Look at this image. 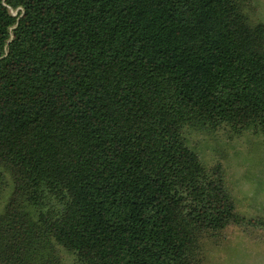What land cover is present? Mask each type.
<instances>
[{
    "label": "trees",
    "instance_id": "16d2710c",
    "mask_svg": "<svg viewBox=\"0 0 264 264\" xmlns=\"http://www.w3.org/2000/svg\"><path fill=\"white\" fill-rule=\"evenodd\" d=\"M264 0H0V264H207L248 231L209 133L264 137Z\"/></svg>",
    "mask_w": 264,
    "mask_h": 264
},
{
    "label": "rangeland",
    "instance_id": "374dc122",
    "mask_svg": "<svg viewBox=\"0 0 264 264\" xmlns=\"http://www.w3.org/2000/svg\"><path fill=\"white\" fill-rule=\"evenodd\" d=\"M260 7L264 12L263 2ZM208 132L194 135L190 146L206 165L223 166L239 213L264 221V137L253 131ZM208 250L207 264H264V227L250 224L248 231H228Z\"/></svg>",
    "mask_w": 264,
    "mask_h": 264
}]
</instances>
